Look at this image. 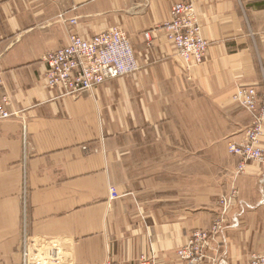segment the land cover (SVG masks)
<instances>
[{"label":"crops","instance_id":"obj_1","mask_svg":"<svg viewBox=\"0 0 264 264\" xmlns=\"http://www.w3.org/2000/svg\"><path fill=\"white\" fill-rule=\"evenodd\" d=\"M178 1L0 0L3 94L19 111L0 120V264H22L26 234L71 241L78 264H187L177 250L232 188L204 264L264 256V163L235 175L228 149L252 121L237 89L256 87L264 103V0H191L209 47L190 69L162 28ZM116 25L138 71L78 96L47 87L45 54L71 31L90 39Z\"/></svg>","mask_w":264,"mask_h":264},{"label":"built area","instance_id":"obj_2","mask_svg":"<svg viewBox=\"0 0 264 264\" xmlns=\"http://www.w3.org/2000/svg\"><path fill=\"white\" fill-rule=\"evenodd\" d=\"M76 18L70 24H76ZM167 38L176 47L178 56L186 69L202 63L206 57L209 41L202 34L195 4L191 0H179L170 13V19L162 26ZM148 47L153 43V30L144 33ZM47 65L45 79L50 90L61 89L63 95L78 96L97 88L108 79L132 74L140 69L139 61L126 31L121 26L84 38L77 32H70L69 42L61 48L45 54ZM4 79L0 73V120L17 116L19 111L9 110L10 98L3 94ZM236 102L245 106L252 115L246 128L245 140L230 141L228 149L237 158L235 175L245 172L250 162L264 163V103L256 87L241 86L233 96ZM238 196L236 188L219 198L220 212L209 228L194 230L187 242L177 250L179 259L187 264H204L207 259L214 262L210 250H215L219 236L226 226L228 212ZM115 187L111 198H119ZM73 243L62 238L27 235L22 245V264H78L73 252ZM216 255V253H215ZM102 264H116L107 260ZM138 264H158L154 255L142 254ZM251 264H264V256H254Z\"/></svg>","mask_w":264,"mask_h":264},{"label":"rangeland","instance_id":"obj_3","mask_svg":"<svg viewBox=\"0 0 264 264\" xmlns=\"http://www.w3.org/2000/svg\"><path fill=\"white\" fill-rule=\"evenodd\" d=\"M231 192V191H230ZM230 192H228V193H230Z\"/></svg>","mask_w":264,"mask_h":264}]
</instances>
